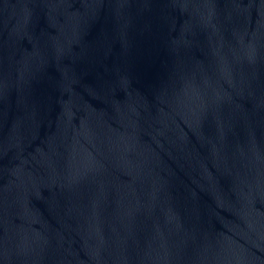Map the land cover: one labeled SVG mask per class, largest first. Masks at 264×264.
Listing matches in <instances>:
<instances>
[{
    "label": "water",
    "instance_id": "water-1",
    "mask_svg": "<svg viewBox=\"0 0 264 264\" xmlns=\"http://www.w3.org/2000/svg\"><path fill=\"white\" fill-rule=\"evenodd\" d=\"M0 264H264V0H0Z\"/></svg>",
    "mask_w": 264,
    "mask_h": 264
}]
</instances>
